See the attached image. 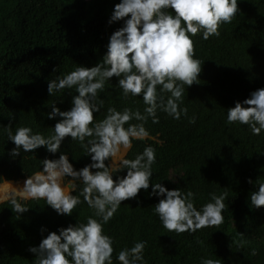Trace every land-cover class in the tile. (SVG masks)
<instances>
[{
    "label": "trees",
    "instance_id": "obj_1",
    "mask_svg": "<svg viewBox=\"0 0 264 264\" xmlns=\"http://www.w3.org/2000/svg\"><path fill=\"white\" fill-rule=\"evenodd\" d=\"M119 2L0 0V183L26 179L42 170L43 159H58L61 153L68 155L76 170L91 163L80 143L70 137L55 154L41 146L13 157L15 145L5 127L11 125L13 134L21 126L45 136L53 133L60 118H48L49 105L69 110L78 93L64 89L50 96L49 80L101 62L110 35L123 25L122 20L108 23ZM219 31V36L206 40L199 32L192 38L195 57L204 63L199 83L185 86L181 106L187 107V116L177 120L158 110L159 122L149 117L144 125L148 136L133 140L125 155L134 159L150 145L156 161L148 191L141 189L137 198L123 201L104 225L106 234L114 238L113 264H119L116 254L136 241H147L146 264H202L207 258L221 264H264V206H250V193L264 182V131L253 135L247 125L226 123L228 108L264 88V0H238L237 13ZM117 82L112 77L98 93L104 107L94 120H102L109 107L143 113L142 96L124 98ZM192 116L195 123L189 122ZM72 182L76 188L70 192L78 195L83 184ZM152 183L193 191L197 208L209 202L210 193L227 192L223 222L191 234L169 232L153 212L160 198L148 195ZM12 198L0 202V264H33L30 247L38 246L49 232L94 215L82 196L71 215H58L43 199L16 196L28 208L20 214L12 210Z\"/></svg>",
    "mask_w": 264,
    "mask_h": 264
},
{
    "label": "clouds",
    "instance_id": "obj_2",
    "mask_svg": "<svg viewBox=\"0 0 264 264\" xmlns=\"http://www.w3.org/2000/svg\"><path fill=\"white\" fill-rule=\"evenodd\" d=\"M237 11L238 0H120L114 5L108 23L122 20L123 25L110 35L101 62L92 67H75L49 80L50 96L64 89L78 93L72 97L69 110L61 111L55 103L49 105L48 118H60L52 127L53 133L45 136L21 126L13 134L11 125L5 127L8 140L15 145L10 152L13 157L41 146L55 154L64 139L70 137L80 143L91 160L76 170L66 153H61L58 159L45 158L42 170L26 178L20 188L22 198L43 199L58 215H71L81 203V196L94 210L86 222L60 227L42 238L38 246L30 247L28 251L35 257L33 264H113L114 238L106 234L104 225L123 201L137 198L141 189L148 191L156 153L149 145L134 159L121 158L118 166H114L115 158L122 147L128 149L133 140L148 136L144 125L149 117L153 123L159 122L158 110L177 120L187 116V107L181 106L185 86L199 83L204 63L195 57L192 38L198 32L205 40L219 36L220 26L230 23ZM114 76L124 98L142 96L146 107L143 113L129 107L122 110L109 107L102 120H94V114L104 107L98 93L104 91L106 82ZM195 119L192 116L189 122L195 123ZM132 120L139 123H129ZM226 123L247 125L253 135L264 131V88L228 108ZM124 169L126 175L113 178ZM65 177L83 184L78 195L63 186ZM248 183L253 181L249 179ZM256 185L257 190L250 193L252 208L264 206V182ZM75 188L73 183L72 189ZM15 195L12 194V210L20 214L27 211ZM148 195L160 198L153 212L166 230L191 234L223 222L228 193H210L209 202L199 208L191 190H170L162 183H152ZM44 231L42 228L41 232ZM146 244L147 241L134 242L132 247L121 249L116 260L119 264H146L143 255ZM202 264L221 261L207 258Z\"/></svg>",
    "mask_w": 264,
    "mask_h": 264
},
{
    "label": "rangeland",
    "instance_id": "obj_3",
    "mask_svg": "<svg viewBox=\"0 0 264 264\" xmlns=\"http://www.w3.org/2000/svg\"><path fill=\"white\" fill-rule=\"evenodd\" d=\"M129 149V148H128ZM128 149H124L123 147L121 148V151H120V153H118V155H117V157L115 158L116 159V165H114V166H118V163H119V160L121 159V158H125V155H126V153H127V151H128ZM26 179H23V180H19V181H17V182H15V181H3V182H1L0 183V194H1V189L3 190V188H5L6 190H8V189H11V188H19L20 186H23V183H24V181H25ZM64 180H65V178H64ZM64 180H63V186H65L69 191L71 190V188H72V181H73V179L72 178H70V179H68L66 182H64ZM1 196V195H0ZM12 196V195H11ZM11 196H9V197H7V198H4L2 201H0V202H3V201H5V200H7V199H9V198H11ZM21 197L20 195H15V197ZM13 197V196H12ZM22 198V197H21Z\"/></svg>",
    "mask_w": 264,
    "mask_h": 264
},
{
    "label": "bare ground",
    "instance_id": "obj_4",
    "mask_svg": "<svg viewBox=\"0 0 264 264\" xmlns=\"http://www.w3.org/2000/svg\"><path fill=\"white\" fill-rule=\"evenodd\" d=\"M15 182H17V181H15ZM21 187L22 186H20L19 188H11V189H8V190L5 189L6 187L3 188V190L1 189L0 201H2L4 198H7V197L11 196L13 193H15L16 195H19Z\"/></svg>",
    "mask_w": 264,
    "mask_h": 264
},
{
    "label": "water",
    "instance_id": "obj_5",
    "mask_svg": "<svg viewBox=\"0 0 264 264\" xmlns=\"http://www.w3.org/2000/svg\"><path fill=\"white\" fill-rule=\"evenodd\" d=\"M12 197V196H11Z\"/></svg>",
    "mask_w": 264,
    "mask_h": 264
}]
</instances>
